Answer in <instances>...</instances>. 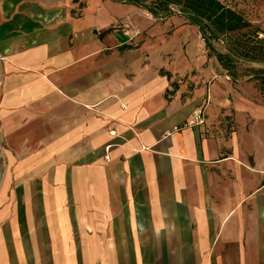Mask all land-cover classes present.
Segmentation results:
<instances>
[{"label": "crops", "instance_id": "obj_1", "mask_svg": "<svg viewBox=\"0 0 264 264\" xmlns=\"http://www.w3.org/2000/svg\"><path fill=\"white\" fill-rule=\"evenodd\" d=\"M134 9L0 0V264H264V103L177 85Z\"/></svg>", "mask_w": 264, "mask_h": 264}, {"label": "rangeland", "instance_id": "obj_2", "mask_svg": "<svg viewBox=\"0 0 264 264\" xmlns=\"http://www.w3.org/2000/svg\"><path fill=\"white\" fill-rule=\"evenodd\" d=\"M220 1L248 18L254 27L259 28L260 37L264 36V0ZM122 22L126 23V27L122 25L118 30L123 29L125 33L127 31L138 33L140 41H150V45L158 47L161 53L165 51L164 48L168 47L169 54L163 55L164 60L168 61L170 66H175V71L171 73V76L177 85H186L187 91L192 90L195 86L193 81L200 83L209 80L212 75L217 73V70H214L217 66L229 88L252 87L257 92L259 101L264 103V73L252 71V68L264 69L263 63L236 61V73L231 76L213 56L208 57L197 28L185 23L178 16L155 18L142 8L135 7L129 16L123 18ZM215 46L218 50L225 52L222 45ZM184 61L186 69L180 68ZM206 71H209L208 77H206Z\"/></svg>", "mask_w": 264, "mask_h": 264}, {"label": "trees", "instance_id": "obj_3", "mask_svg": "<svg viewBox=\"0 0 264 264\" xmlns=\"http://www.w3.org/2000/svg\"><path fill=\"white\" fill-rule=\"evenodd\" d=\"M142 8L155 18L178 16L197 28L208 57L213 56L231 76L236 61L264 64V36L248 18L220 0H114ZM215 45H222L225 52ZM127 48L129 46L126 45ZM264 73V69L252 68ZM162 75L169 76L161 70Z\"/></svg>", "mask_w": 264, "mask_h": 264}, {"label": "built area", "instance_id": "obj_4", "mask_svg": "<svg viewBox=\"0 0 264 264\" xmlns=\"http://www.w3.org/2000/svg\"><path fill=\"white\" fill-rule=\"evenodd\" d=\"M137 32V31H136ZM226 79H228V77H226ZM203 110H197L194 114H193V119L189 120L188 123L192 124L193 122H195L196 124L202 123L203 121V116H202Z\"/></svg>", "mask_w": 264, "mask_h": 264}]
</instances>
